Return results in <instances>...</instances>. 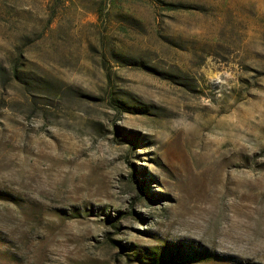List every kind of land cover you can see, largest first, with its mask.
Returning a JSON list of instances; mask_svg holds the SVG:
<instances>
[{
  "label": "rangeland",
  "instance_id": "1",
  "mask_svg": "<svg viewBox=\"0 0 264 264\" xmlns=\"http://www.w3.org/2000/svg\"><path fill=\"white\" fill-rule=\"evenodd\" d=\"M0 264H264V0H0Z\"/></svg>",
  "mask_w": 264,
  "mask_h": 264
},
{
  "label": "trees",
  "instance_id": "2",
  "mask_svg": "<svg viewBox=\"0 0 264 264\" xmlns=\"http://www.w3.org/2000/svg\"><path fill=\"white\" fill-rule=\"evenodd\" d=\"M197 255H199V252H197L196 253ZM180 256V257H179ZM200 256V255H199ZM201 256H203V254H201ZM178 257L180 258V259H182V260H185L186 259V255L185 254H182V253H180V254H178ZM195 257H196V255H195ZM195 257H193V258H195ZM198 257V256H197Z\"/></svg>",
  "mask_w": 264,
  "mask_h": 264
}]
</instances>
